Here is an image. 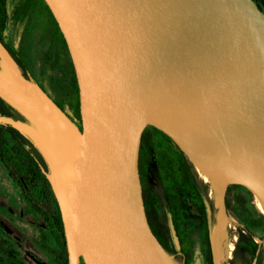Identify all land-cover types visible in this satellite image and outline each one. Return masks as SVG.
<instances>
[{"label": "water", "instance_id": "obj_1", "mask_svg": "<svg viewBox=\"0 0 264 264\" xmlns=\"http://www.w3.org/2000/svg\"><path fill=\"white\" fill-rule=\"evenodd\" d=\"M44 1L75 71L82 130L1 42L0 92L41 134L14 117L0 124L29 134L51 167L69 264H172L139 175L152 112L196 170L246 188L264 214V13L253 0Z\"/></svg>", "mask_w": 264, "mask_h": 264}, {"label": "trees", "instance_id": "obj_2", "mask_svg": "<svg viewBox=\"0 0 264 264\" xmlns=\"http://www.w3.org/2000/svg\"><path fill=\"white\" fill-rule=\"evenodd\" d=\"M253 1L264 13V0ZM36 15L49 20L55 46L51 52L55 53L57 48L60 51L56 55L55 63L60 64L63 57L62 72L69 80L72 95L70 102L67 105L54 102L81 131L80 97L75 71L64 37L46 2L44 0H0V42L7 49L23 77L33 82L26 52L14 46L13 43L19 41L30 29ZM52 53L46 56L50 60L53 58ZM1 64L0 58V75H3L4 70ZM36 83L51 98L46 87ZM0 117H14L29 126L37 136L41 134L37 123L1 92ZM0 166L14 184L28 212L41 220L47 229L48 238L54 246L56 264H69L62 215L51 181V167L38 144L29 134L16 130L12 125L0 124ZM152 168L157 170L164 202L178 234L183 224L185 206L191 210L198 223H204L203 228L194 237V243L191 241L192 251L201 252L203 257L213 264L212 236L208 218L217 213L219 216H233L239 222L238 240L234 253L239 255L242 263L264 264V215L257 208L251 193L241 186H227L224 209H216L213 203L208 202L203 185L199 181V174L193 164L171 138L158 128L148 126L141 141L139 175L149 225L168 254L176 255L179 251L168 231L167 216L161 219L156 210V195L149 184ZM43 237L46 238L47 235ZM181 238L182 244L183 238ZM257 239L262 243H258ZM0 264H24L14 243L2 231H0Z\"/></svg>", "mask_w": 264, "mask_h": 264}, {"label": "rangeland", "instance_id": "obj_3", "mask_svg": "<svg viewBox=\"0 0 264 264\" xmlns=\"http://www.w3.org/2000/svg\"><path fill=\"white\" fill-rule=\"evenodd\" d=\"M34 20L30 29L23 34L19 41L13 43V45L23 49L27 54L33 77V82L31 83L37 84L36 82H38L43 85L48 90L53 101L62 105H67L72 95L69 89V80L62 72L61 64L63 62V57L61 63L56 64V55L60 51L57 48L55 53L51 52L54 46L51 24L47 18L38 15H36V19ZM49 53H52V60L46 57ZM42 139L45 142L46 137H42ZM199 181L203 185L208 202L213 203L214 207L219 209L227 187L206 183L200 176ZM52 182L55 184L54 177ZM149 184L156 195V210L160 214V217H162L161 219H164L167 213L166 204L164 202L161 183L155 168L151 169ZM219 202L220 204H218ZM254 202L259 209L258 202L255 199ZM259 210L263 214L262 210ZM210 225L214 264H232V262L243 264L239 255L234 253L239 229V222L237 219L228 215L219 216L216 213L210 215ZM200 227V224L195 220V216L192 214L191 210L185 206L182 230L186 236L195 234L192 238L193 243V239L198 234ZM0 231L6 234L7 238L9 237L12 243H14L15 248L19 252V257L24 264H56L54 246L52 241L48 238L47 229L44 227L41 220H38L35 215L28 212L27 206L22 202L14 184L1 166ZM43 235H47V237L44 238ZM256 241L262 243L259 239ZM169 257L174 264H182L181 261L173 258L171 255H169ZM191 263L207 264L204 257L197 251Z\"/></svg>", "mask_w": 264, "mask_h": 264}, {"label": "flooded vegetation", "instance_id": "obj_4", "mask_svg": "<svg viewBox=\"0 0 264 264\" xmlns=\"http://www.w3.org/2000/svg\"><path fill=\"white\" fill-rule=\"evenodd\" d=\"M1 67H2V64H1ZM16 67H17V65H16ZM3 68V67H2ZM17 69H18V71L21 73V71L19 70V68L17 67ZM3 76H4V74H3ZM57 103V102H56ZM166 210H167V207H166ZM166 216H167V218H168V231H169V233H171V237H172V241H173V243L175 244V247H176V249L179 251L176 255H171L173 258H175V259H177V260H179V261H181V263L182 264H185V263H187V264H192L191 263V261H192V258H193V256H194V254H195V252L196 251H192L190 248H191V241H192V238H193V236L195 235V234H192L191 236L189 235V236H186L184 233H183V230H182V226H183V224L181 225V227H180V232H179V234H178V232H177V229H176V227H175V225H174V222L171 220V215L168 213V210H167V213H166ZM195 220H196V218H195ZM183 222H184V217H183V220H182ZM197 221V220H196ZM208 225H210V217L208 218ZM198 222V221H197ZM200 224V228H199V231L203 228V225H204V223L202 222V223H199ZM172 225L174 226V228H175V230H176V236L178 237V240H179V246L180 247H178L177 246V244H176V242H175V235L173 234V230H172ZM210 227H211V225H210ZM183 238V243L181 244V241H180V238ZM181 238V239H182ZM182 245H183V251H182ZM212 251H213V249H212ZM200 253V255L203 257V254L201 253V252H199ZM170 255V254H169ZM205 259V258H204ZM206 260V262H207V264H210V262L208 261V259H205ZM213 264H214V262H213Z\"/></svg>", "mask_w": 264, "mask_h": 264}, {"label": "bare ground", "instance_id": "obj_5", "mask_svg": "<svg viewBox=\"0 0 264 264\" xmlns=\"http://www.w3.org/2000/svg\"><path fill=\"white\" fill-rule=\"evenodd\" d=\"M149 124L152 126H158V127H163L166 125L165 121L160 119L154 112H152L149 116ZM197 172L199 174V176L206 182V183H210L211 185H220L222 187H227V183L223 180H220L218 178H216L215 176H213V174L207 172L206 170H204L201 167H197ZM218 202V201H217ZM220 204V202L218 203ZM217 205V203H216ZM219 206V205H218ZM217 206V207H218ZM258 207L259 209H262L261 205L258 202ZM171 260V259H170ZM171 263H173V261L171 260Z\"/></svg>", "mask_w": 264, "mask_h": 264}]
</instances>
